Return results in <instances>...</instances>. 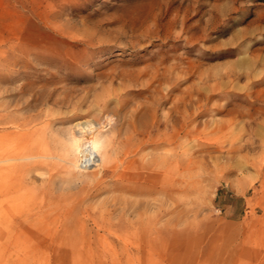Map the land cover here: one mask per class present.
Returning a JSON list of instances; mask_svg holds the SVG:
<instances>
[{
  "label": "rangeland",
  "instance_id": "rangeland-1",
  "mask_svg": "<svg viewBox=\"0 0 264 264\" xmlns=\"http://www.w3.org/2000/svg\"><path fill=\"white\" fill-rule=\"evenodd\" d=\"M17 1L0 264H264V0Z\"/></svg>",
  "mask_w": 264,
  "mask_h": 264
},
{
  "label": "bare ground",
  "instance_id": "bare-ground-1",
  "mask_svg": "<svg viewBox=\"0 0 264 264\" xmlns=\"http://www.w3.org/2000/svg\"><path fill=\"white\" fill-rule=\"evenodd\" d=\"M90 143H91V140L87 139V137H84L82 139V141L80 142L79 148L77 149V151H75V153L77 152L80 155V158L78 160L77 158L73 160L72 165L74 167L79 168V169H82L83 167H89V166L91 167V163L94 162L95 156H94L93 150L91 149ZM133 213H135V211ZM41 240L55 242L54 238H51L50 240L46 238H41Z\"/></svg>",
  "mask_w": 264,
  "mask_h": 264
},
{
  "label": "crops",
  "instance_id": "crops-1",
  "mask_svg": "<svg viewBox=\"0 0 264 264\" xmlns=\"http://www.w3.org/2000/svg\"><path fill=\"white\" fill-rule=\"evenodd\" d=\"M17 2V0H0V7L18 6ZM0 32L4 33L3 29H0Z\"/></svg>",
  "mask_w": 264,
  "mask_h": 264
}]
</instances>
